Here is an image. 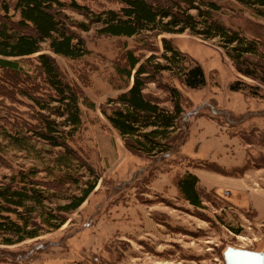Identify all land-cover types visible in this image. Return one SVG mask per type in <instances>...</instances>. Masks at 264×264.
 I'll return each mask as SVG.
<instances>
[{"label": "rangeland", "instance_id": "374dc122", "mask_svg": "<svg viewBox=\"0 0 264 264\" xmlns=\"http://www.w3.org/2000/svg\"><path fill=\"white\" fill-rule=\"evenodd\" d=\"M78 1L93 9L119 7L114 0ZM218 3L219 17L227 25L264 41L263 19L234 0ZM82 35L89 55L78 60L57 56V60L95 103V109L82 105L83 129L73 145L101 179L68 222L40 237L39 244L32 240L0 244V264H226L223 254L229 247L264 252V97L230 89L237 76L253 80L237 72L214 41L187 31L168 34L190 63L202 65L206 85L190 89L178 78L166 76L180 89L185 112L173 149L149 157L129 150L100 109L108 97L119 93L111 83L114 65L123 59L125 45L134 46L135 39L97 35L94 29ZM6 103H11L9 98ZM14 105L21 108L0 109V179L32 167L40 170L39 178L50 177L48 167L53 166L50 158L56 150L36 139L20 148L3 137L5 128L14 132L29 126L22 124L21 111L26 122L34 120H30L34 109ZM246 159L254 167L243 177L193 167L215 162L230 169ZM188 170L202 177L201 207L185 200L174 185L176 176ZM60 173L55 167L54 174Z\"/></svg>", "mask_w": 264, "mask_h": 264}, {"label": "trees", "instance_id": "16d2710c", "mask_svg": "<svg viewBox=\"0 0 264 264\" xmlns=\"http://www.w3.org/2000/svg\"><path fill=\"white\" fill-rule=\"evenodd\" d=\"M114 1L118 8L93 9L78 0H0V109H20L14 105L19 103L36 111L30 123L21 111L22 124L29 126L21 124L14 132L5 128L3 137L20 148L36 139L56 150L50 158V177L39 178L40 170L32 167L0 179L2 245L28 240L39 244L40 237L68 222L101 179L73 145L83 129L82 105L95 109V103L69 79L57 60V56L78 60L89 55L83 32L94 29L97 35L135 39L134 46L125 45L123 59L114 65L111 83L119 93L100 106L131 151L152 157L173 149L185 109L180 89L167 75L190 89L206 85L202 65L190 63L187 53L168 34L187 31L214 41L237 72L253 80L237 76L230 89L264 97V41L227 25L219 17L218 0ZM234 1L264 20V0ZM68 11L82 18L76 19ZM7 98L11 103H6ZM249 163L246 159L230 169L215 162L193 167L241 177L254 167ZM55 167L62 173L54 174ZM199 182L188 170L176 176L174 185L185 200L201 207ZM30 251L33 253L32 248Z\"/></svg>", "mask_w": 264, "mask_h": 264}, {"label": "water", "instance_id": "95a60500", "mask_svg": "<svg viewBox=\"0 0 264 264\" xmlns=\"http://www.w3.org/2000/svg\"><path fill=\"white\" fill-rule=\"evenodd\" d=\"M226 264H264V252L229 247L224 251Z\"/></svg>", "mask_w": 264, "mask_h": 264}, {"label": "crops", "instance_id": "0c3cea01", "mask_svg": "<svg viewBox=\"0 0 264 264\" xmlns=\"http://www.w3.org/2000/svg\"><path fill=\"white\" fill-rule=\"evenodd\" d=\"M235 166V165H234ZM190 171V170H189ZM192 171V170H191ZM193 173H195L199 178H201L202 179V177L197 173V172H194V171H192ZM246 175V174H245ZM241 177H243V176H241ZM200 183V182H199ZM238 190V192L239 193H241V194H244V189H239V188H237ZM246 198V197H245ZM245 201V205H247L248 204V201L245 199L244 200ZM249 204H251L252 206H253V208L254 209H258V207H257V205L256 204H254L253 202L251 203V202H249Z\"/></svg>", "mask_w": 264, "mask_h": 264}]
</instances>
